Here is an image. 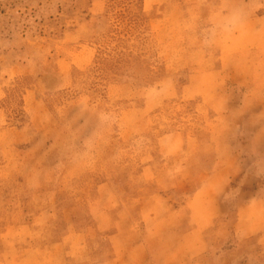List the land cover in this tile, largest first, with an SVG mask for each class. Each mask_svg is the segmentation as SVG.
<instances>
[{
	"label": "rangeland",
	"instance_id": "1",
	"mask_svg": "<svg viewBox=\"0 0 264 264\" xmlns=\"http://www.w3.org/2000/svg\"><path fill=\"white\" fill-rule=\"evenodd\" d=\"M0 264H264V0H0Z\"/></svg>",
	"mask_w": 264,
	"mask_h": 264
}]
</instances>
